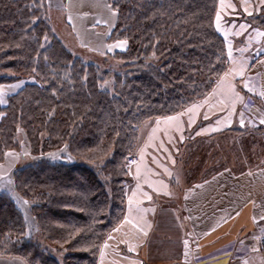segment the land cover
<instances>
[{
  "label": "trees",
  "instance_id": "1",
  "mask_svg": "<svg viewBox=\"0 0 264 264\" xmlns=\"http://www.w3.org/2000/svg\"><path fill=\"white\" fill-rule=\"evenodd\" d=\"M109 1L117 19L108 41L127 42L112 54L123 62L119 72L67 48L52 31L46 0H0V85L25 80L0 102V162L20 149V134L32 154L67 145L74 157L14 171L41 240L27 235L22 210L0 191V257L98 264L125 214L126 160L142 125L206 96L227 69L215 25L219 0ZM250 19L264 28V5ZM110 79L112 89L104 87Z\"/></svg>",
  "mask_w": 264,
  "mask_h": 264
},
{
  "label": "crops",
  "instance_id": "2",
  "mask_svg": "<svg viewBox=\"0 0 264 264\" xmlns=\"http://www.w3.org/2000/svg\"><path fill=\"white\" fill-rule=\"evenodd\" d=\"M262 6L260 0L218 1L215 25L225 40L227 69L206 96L144 124L137 160L127 168L125 214L105 238L98 264H235L229 256L203 257L251 234L257 252L238 263H264V232L257 229L264 222V127L236 125L241 77L257 74L264 93V28L250 19ZM6 161L14 170L7 153ZM0 264L28 263L0 257Z\"/></svg>",
  "mask_w": 264,
  "mask_h": 264
},
{
  "label": "rangeland",
  "instance_id": "3",
  "mask_svg": "<svg viewBox=\"0 0 264 264\" xmlns=\"http://www.w3.org/2000/svg\"><path fill=\"white\" fill-rule=\"evenodd\" d=\"M46 6L52 31L76 56L81 57L87 63L98 65L102 71H122L123 62L113 57L112 54L121 49V45H123L122 49H125L127 42L125 40L115 42L106 40L117 18V10L112 7L109 0H46ZM71 20L74 21L72 24H74L76 30L72 28ZM257 23V21L254 22L255 25ZM108 30L109 32L106 34ZM258 78L259 76L257 74L248 72L240 79V85L244 91V98L236 116V125L240 128L257 129L264 127V124L261 123V120H264V104L262 102V96L260 95L263 91ZM248 79L251 80L250 84ZM24 82V79H19L9 84L0 85V97L1 101H3L1 103L5 104L8 95L17 91ZM112 84L113 81L110 79L108 83L104 84V87L112 89ZM143 130L144 124L142 125L141 132ZM19 141V150L7 151L8 157H12L13 161H15L16 166L14 170H12L13 166L7 170L9 166L8 161L0 162V172L2 173L0 175V183H3L5 186L0 191L9 192L18 207L22 210L28 225L27 235L41 240L36 219L31 212V203L16 188L14 171L17 168L44 159L50 161H73L74 157L68 152L67 145L47 153L32 154L29 151V146L23 134L19 135ZM132 155L137 156L135 151L130 156ZM128 158L129 156L126 160V168L131 164L127 163ZM3 170L6 172H3ZM127 171L130 175L128 169ZM129 177L122 183L125 189H127ZM8 181H11V183H8ZM125 181L126 184H124ZM25 201H27V204L24 203ZM257 229L258 232L262 233V229L264 230V222L259 223ZM251 236L241 240L233 238L218 245L215 255L217 257L229 256L231 258L230 261L239 264L238 261L247 255V253L252 251L257 252ZM212 254L204 256L203 259L212 257ZM256 264L264 263L257 262Z\"/></svg>",
  "mask_w": 264,
  "mask_h": 264
},
{
  "label": "snow or ice",
  "instance_id": "4",
  "mask_svg": "<svg viewBox=\"0 0 264 264\" xmlns=\"http://www.w3.org/2000/svg\"><path fill=\"white\" fill-rule=\"evenodd\" d=\"M260 4L261 5H264V0H260ZM245 11H247V9H245ZM249 14H251V13H249ZM219 19H220V16L218 14L217 15V20L219 21ZM241 27H243V26H241ZM240 74L242 75V73H240ZM260 95L261 96H264V93H260ZM0 102H3V101H0ZM241 123H243V121H241ZM261 123L264 124V120H261ZM8 183H11V181H8ZM4 187H5L4 184L3 183H0V189H3ZM149 199H150V197H149ZM24 203L27 204V201H25ZM144 234L147 235L146 232Z\"/></svg>",
  "mask_w": 264,
  "mask_h": 264
},
{
  "label": "built area",
  "instance_id": "5",
  "mask_svg": "<svg viewBox=\"0 0 264 264\" xmlns=\"http://www.w3.org/2000/svg\"><path fill=\"white\" fill-rule=\"evenodd\" d=\"M248 82H249V84H250L251 80L248 79ZM136 160H137V156L132 155V156H129L127 163L129 164V163L135 162ZM124 184H126V181L124 182ZM262 232H264L263 229H262ZM239 251H240V250H239ZM215 254H216V250L214 251V253H213L212 255L214 256ZM239 254H240V253H239Z\"/></svg>",
  "mask_w": 264,
  "mask_h": 264
}]
</instances>
